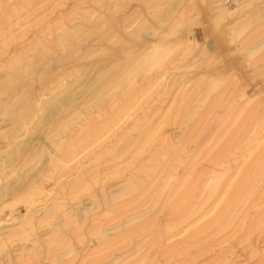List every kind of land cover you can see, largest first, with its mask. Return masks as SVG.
Segmentation results:
<instances>
[{
	"label": "bare ground",
	"instance_id": "1",
	"mask_svg": "<svg viewBox=\"0 0 264 264\" xmlns=\"http://www.w3.org/2000/svg\"><path fill=\"white\" fill-rule=\"evenodd\" d=\"M20 1L0 0V116L17 108L0 264H264V120L217 67L225 47L264 64V0H210L212 34L208 0H146L117 27L127 0ZM47 73L41 93L18 86Z\"/></svg>",
	"mask_w": 264,
	"mask_h": 264
},
{
	"label": "rangeland",
	"instance_id": "2",
	"mask_svg": "<svg viewBox=\"0 0 264 264\" xmlns=\"http://www.w3.org/2000/svg\"><path fill=\"white\" fill-rule=\"evenodd\" d=\"M16 1L21 3L20 0H9V1L6 0L5 5H9L10 3H13ZM144 1L146 2V0H127V1H124V2H126L125 4L128 7H131V10L126 9V13H128V14L121 12V11H117L113 15L114 20L111 21V24H113V26H115V27H117V25L119 26V24L121 22H123L127 17L130 18L129 14H131V12L134 10V8H137L136 6H139L140 8H142L141 11H143V13L146 14L147 10H145V8L147 5H146V3H144ZM207 3L208 4H205V5L201 4V7L199 8L200 14H199V19L197 21L198 24L196 25V27L204 33L212 34L211 29H213V22H212L211 17L214 13V10L212 12V8H213L214 4H212L210 2V0H208ZM224 3L226 5V7L228 6L227 8L230 9L231 12L240 10V5H239L240 2L238 0H225ZM110 12L111 11H105V13H108V16H109ZM100 21L98 20L97 22H100ZM109 26H110V24H109ZM168 28H171V27H168ZM119 30H122V29L119 28ZM37 32H39V31H37L35 29L32 30L28 34V37H29L28 40H25V42H23V43L20 41H17V43H16L17 45H15V46L19 47V46H22V44L26 45V44L31 43L32 40L34 39V36H35L34 34ZM85 35H87V33L84 34V36ZM90 37L96 38V37H98V35L95 33V34H91ZM154 39L157 40L158 37H154ZM208 40H211V38L209 37ZM87 43H92V42L88 41ZM87 43H83V46H85L86 48H88L90 45V44L87 45ZM102 44L103 45L107 44L112 48V50L109 52V54H107L108 56L112 55L114 53L113 51H117L116 49L119 48V45L114 46L110 42H106L104 40H103ZM229 48L230 47H225L218 54L219 58L221 56V58H220L221 60L219 61V63H217V67L219 69H224L225 66H230L232 64L235 65L236 68L234 70H232L233 75L231 74V76H230V80L234 81L233 89H234L235 93H240V92L244 91L246 93V96H249V102L250 103L251 102H258L260 104L261 117L264 120V64L251 67L250 63L248 62L249 58H248L246 53L242 52L239 49L234 50V52L233 51L229 52ZM199 50H200V48H197L195 50V53H198ZM46 56H48V55H46ZM5 57L7 58V56H5ZM6 58H2L0 60V65L2 64L3 61L6 60ZM44 61H45V56H39L35 65L33 66V69L35 71H37L38 74H40L43 71V68L45 66ZM241 67H243V69L237 71V68H241ZM38 74H34L33 80L30 79V81L29 80L25 81L23 78H20V80H19L20 82H19L18 86L19 85H22V86L28 85V86L32 87V89L35 93H41L45 89V87L52 84L53 81L57 77L56 74L47 73L44 76L45 78L43 77L44 78L43 80H39ZM0 97H1L2 103L4 101H7V95L6 94L1 95ZM245 97L238 95V97H236V99H234V103L236 102V104H239L241 101H243L245 99ZM16 110H17V108L14 107L11 111V114L9 113L7 116H3V115L0 116V126H1L0 132L1 133H4L3 131H5V130H6V133H8L9 129L12 128L13 121L11 118H13L15 116V113L17 112ZM6 121H7V123H6ZM5 139L6 138H4L3 136L0 135V149H1V146L4 147V145L6 144L7 139H6V141H5ZM210 171H212V170H210ZM115 189H116V187L112 188V190H115ZM4 212H5V214H4ZM4 212L2 213L1 217L3 218V220H7V223H6L7 225H10V224H13L14 222H17L19 220V218L23 217L27 213L26 208L24 206L22 207L20 205L17 206L16 208H14V210H13V208H7L4 210ZM3 223L4 222L2 221L1 224H3Z\"/></svg>",
	"mask_w": 264,
	"mask_h": 264
}]
</instances>
